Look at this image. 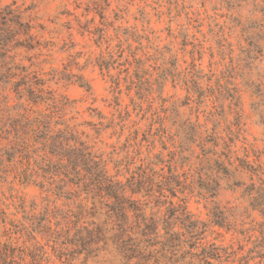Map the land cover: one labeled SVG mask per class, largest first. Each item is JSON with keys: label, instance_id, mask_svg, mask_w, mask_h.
Instances as JSON below:
<instances>
[{"label": "rangeland", "instance_id": "rangeland-1", "mask_svg": "<svg viewBox=\"0 0 264 264\" xmlns=\"http://www.w3.org/2000/svg\"><path fill=\"white\" fill-rule=\"evenodd\" d=\"M24 117L67 129L122 181L147 161L173 167L204 242L228 248L211 263L264 264V0H0V241L26 262L65 264L39 227L64 223L74 204L47 189L43 151L21 142L37 139ZM204 138L221 168L202 157ZM208 173L243 248V235L210 222Z\"/></svg>", "mask_w": 264, "mask_h": 264}, {"label": "trees", "instance_id": "trees-1", "mask_svg": "<svg viewBox=\"0 0 264 264\" xmlns=\"http://www.w3.org/2000/svg\"><path fill=\"white\" fill-rule=\"evenodd\" d=\"M244 50L253 52L249 44ZM24 119L27 130L37 139L33 143L26 139L21 142L27 148L37 144L43 151L46 162L40 164L39 170L48 175L47 189L57 190V196H67L74 204L72 209L59 214L70 215L63 219L64 223H51L47 218L42 219L39 227L46 240L59 248L58 258L63 263L79 255L85 260L101 258L103 264H195L198 255L205 264H212L210 260L221 262L228 248L204 242L207 225L187 210L185 197L178 196L184 193L188 183L186 177L180 179L173 167L168 166L163 172L149 166L147 161L145 167L142 165L122 181L118 169L116 174H110L105 161L84 142L72 139L67 129L55 132L48 119ZM18 127L19 124L14 128L17 134L24 132ZM207 138L200 147L202 157L221 168L219 156L213 157L216 151H205ZM212 140L216 146V137ZM26 150L22 148L20 152ZM209 153L211 157H206ZM24 174L21 172V177ZM55 177L66 184L68 195L63 186L52 187ZM218 186L215 175L208 173L204 185L199 187L204 190L200 193L202 198L211 204L210 222L234 230L236 236L243 235L236 240L243 248L248 243L245 233L234 228L225 217L226 212L214 201ZM259 234L258 244L262 245L263 229ZM26 256L29 255L25 249L0 241V264H42L34 255L26 262Z\"/></svg>", "mask_w": 264, "mask_h": 264}]
</instances>
